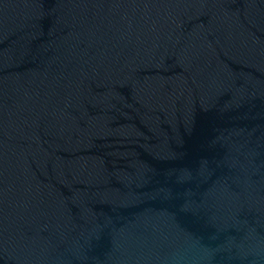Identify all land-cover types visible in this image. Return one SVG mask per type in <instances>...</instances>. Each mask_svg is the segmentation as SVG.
I'll return each mask as SVG.
<instances>
[{
	"label": "water",
	"instance_id": "obj_1",
	"mask_svg": "<svg viewBox=\"0 0 264 264\" xmlns=\"http://www.w3.org/2000/svg\"><path fill=\"white\" fill-rule=\"evenodd\" d=\"M0 264H264V0H0Z\"/></svg>",
	"mask_w": 264,
	"mask_h": 264
}]
</instances>
